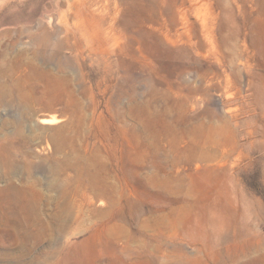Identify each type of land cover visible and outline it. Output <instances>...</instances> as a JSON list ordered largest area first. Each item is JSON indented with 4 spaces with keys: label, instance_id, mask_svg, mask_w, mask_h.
<instances>
[{
    "label": "rangeland",
    "instance_id": "obj_1",
    "mask_svg": "<svg viewBox=\"0 0 264 264\" xmlns=\"http://www.w3.org/2000/svg\"><path fill=\"white\" fill-rule=\"evenodd\" d=\"M89 1L0 0V264H264V0Z\"/></svg>",
    "mask_w": 264,
    "mask_h": 264
},
{
    "label": "bare ground",
    "instance_id": "obj_2",
    "mask_svg": "<svg viewBox=\"0 0 264 264\" xmlns=\"http://www.w3.org/2000/svg\"><path fill=\"white\" fill-rule=\"evenodd\" d=\"M98 1L99 0H91L89 2H79L77 4L70 6L71 10H73V12L75 13V16H76L75 18H77V24L79 27L76 31H73V32L76 33L77 35H79V39L83 40L85 42V45L87 46V49L89 48V51H91L93 53L99 52V53H102L103 55H108V54H111L112 52H113L112 54L115 53L116 55L124 53L125 49L121 48L120 45L118 44V38L119 37H117L115 34H112V30H113V28L116 24V21H117L118 9L116 8V11L114 14L110 13L109 10L106 12L104 10V13L99 12L98 8L93 9V6L96 5L98 3ZM140 3L143 4V1L140 0ZM135 15H136L135 19H133L131 21L128 20V23H126V20H125L124 23L126 25L131 26V22H132L133 24H137L139 26V28L144 29L147 26V22H148V13H147L145 7L142 6L141 11L140 10L137 12L135 11ZM108 18L110 19V21ZM107 21H108V24H110V28L112 29L111 31L110 30L106 31V30H104L106 28H103V25H105ZM116 30H114V31L116 32ZM67 34H70L69 36L66 37L67 39H69V37H71L72 34H71V32H67ZM137 37L132 36V39H133L132 45H134L135 50L141 56H143L142 46H141V41H140L141 38H139V37L137 38ZM73 38H75V37H73ZM212 38L213 37L210 34L203 35V39L206 40L205 47H206L207 51H209V47H211L212 50L216 49L214 44H213ZM80 40H78L76 38L75 42H74V47H73L75 54L78 56H80V54L83 52V48H84L83 45L80 43ZM135 44H137L138 46H135ZM99 53H98V55H99ZM85 59H87V58H85ZM220 83H221V78L218 77V84H220ZM217 86L218 85H212L211 91L215 92V94L218 97L225 98L228 103H232L233 100L235 99V94L234 95L233 94L228 95L226 91L221 90ZM247 86H248V90L252 89V81L251 80L248 82ZM209 92L210 91L206 92V95H208ZM238 93L241 94L242 93L241 90H238ZM226 94H227V96H226ZM212 116H215V113H212ZM232 118L234 119V116H232ZM43 122L46 125H50V124H54L56 122V119H46ZM201 127L204 129L206 128L208 131L212 132L213 135L217 132L218 133L222 132V133L226 134L227 137H229L230 139H233V141L236 142V131H235L234 127L232 126L231 121L226 119V118L222 119L219 124H215L214 122H210L208 124H202ZM213 139H214V137L212 139L211 138L203 139V142L207 143V142L213 141ZM254 144H256L255 146H257L259 148V150H264V141L263 140L259 141L258 143H254ZM253 145H250V148ZM244 148H248V145L244 146ZM7 205H8V202H7ZM0 209L2 210V207H0Z\"/></svg>",
    "mask_w": 264,
    "mask_h": 264
}]
</instances>
